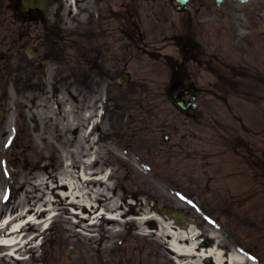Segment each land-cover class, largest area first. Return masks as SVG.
<instances>
[{
  "label": "rangeland",
  "instance_id": "1",
  "mask_svg": "<svg viewBox=\"0 0 264 264\" xmlns=\"http://www.w3.org/2000/svg\"><path fill=\"white\" fill-rule=\"evenodd\" d=\"M163 4L164 0L133 3L134 9L140 8L137 15L142 14V20L135 23L140 31L136 34L141 38H133L131 62L126 67L132 79L128 84H120L122 65L102 77L100 100L87 84L67 79L64 71L62 78L67 81L57 83L61 88L59 94L53 93L50 83H38L29 90L28 81H17L18 65L27 60V53L13 50L0 60V107L8 112L0 121V222L7 216L16 217L37 202L43 204L45 197L55 201L50 210L36 214L38 226L26 225L21 232L25 239L34 236L29 243L36 247H27L23 252L27 258L14 261L3 256L4 250L0 248V264H212L204 254L219 243L223 245L219 251L226 259L236 250L249 264H264V148L258 141L260 136L254 137L243 127L258 128L255 121L264 122V103L237 98L224 103H202L203 118L187 124L163 94L174 69L181 72L179 64L185 79L192 83V62L188 55L182 57L186 42L192 41V13L230 15L236 25L235 15L244 11L242 6L229 3L223 8L196 6L192 11L191 6L190 12L173 13ZM197 37L206 47L211 46L208 33L197 28ZM170 56L172 61L165 62ZM58 62L61 61L52 60L50 67L57 68ZM71 94L77 96L78 103ZM156 95L159 98L155 100ZM38 97L42 99L35 107L34 98ZM38 111L42 114L37 120L41 129L36 131L34 114ZM72 115L70 128L76 122L87 126L84 132L90 140L84 147L93 145L97 160L94 166L97 165L101 178L108 179L107 183L94 182L85 189L100 190L112 197L106 209L121 219L111 224L97 217L91 232L87 230L88 223L69 218L72 206L57 197L58 192L67 189L53 191L40 185V178L47 180L50 175L65 174L64 158L72 161L60 149L61 140L67 138L60 129L61 121H68ZM223 121L225 132L212 133V139L200 127L210 124L218 130ZM90 127L94 128L91 132ZM167 134L169 141L164 140ZM15 158L22 161L17 168L13 167ZM73 163V178L79 179L82 172L93 168L85 161L81 165L76 160ZM89 199L94 204L98 202L95 197ZM162 208L185 213V226L162 214ZM76 209L92 216L102 206L87 213ZM34 213L29 210L16 219L24 222ZM146 216L153 217L142 222L141 218ZM167 223H171L172 232L193 230L198 247L193 257L186 259L172 252L173 239L163 234L168 231ZM45 225L48 228L43 231ZM110 231L111 242L106 249L99 250L98 239ZM87 233L95 234L96 240L83 238ZM190 242L180 245L189 248Z\"/></svg>",
  "mask_w": 264,
  "mask_h": 264
},
{
  "label": "flooded vegetation",
  "instance_id": "2",
  "mask_svg": "<svg viewBox=\"0 0 264 264\" xmlns=\"http://www.w3.org/2000/svg\"><path fill=\"white\" fill-rule=\"evenodd\" d=\"M26 1L5 0L6 4H1L4 0H0V47L4 55L13 50L23 52L28 47L35 52V56L18 65L19 73H23L18 82L28 81L29 90L38 83L45 86L54 82L57 88L53 93L59 94L57 83L67 81L62 78L64 71L67 79L87 84L97 99L101 78L121 65L125 69L131 62L134 23L142 20L133 3L138 5L140 0H73L77 1L78 14L71 21L66 19L72 16V9L66 8L71 0H45L43 8L23 10ZM92 4L93 8L89 6ZM214 4V0L189 1L192 7ZM163 5L174 8L175 1L164 0ZM258 9L261 10L256 13ZM242 10L235 16L237 26L232 16H199V20L212 21L205 32L211 39L207 47L195 40L201 26L192 14V94H196L198 103L231 98L264 103V0H249ZM204 51L203 62L199 59ZM52 60L61 61L55 69L50 67ZM182 90L183 87L177 91ZM71 97L79 102L75 94ZM184 99L188 102L187 97ZM186 113L192 119V111ZM256 134H264V123L259 124ZM258 141L264 148V137Z\"/></svg>",
  "mask_w": 264,
  "mask_h": 264
},
{
  "label": "bare ground",
  "instance_id": "3",
  "mask_svg": "<svg viewBox=\"0 0 264 264\" xmlns=\"http://www.w3.org/2000/svg\"><path fill=\"white\" fill-rule=\"evenodd\" d=\"M69 115H71V111H69L68 113ZM73 119V115L69 118V122L70 120ZM70 125L68 122H66L64 119L61 121L60 124V129L63 131V133L65 132L66 137L67 138H63L61 140L62 143H60V149L62 151V153L68 157V158H78L81 157L83 155V151L84 150H88V154L93 156V159H95V155L96 152L93 150V145H91V143L88 144L89 148L87 149V147L85 148V144L88 143V141L90 140V135H87L86 133H84L83 129L79 128L78 130L76 129H72L70 128ZM89 137V138H87ZM91 161V160H89ZM94 161V160H93ZM92 166H94L95 161L91 162ZM66 171L65 174L63 173L62 176L56 177V175H50L49 178H47V180H42V178H40V185H42L43 188H50L53 191H56L57 189H67V191H60L58 192L60 195H57V197L60 200H66L70 205H73L77 208H80L81 210H83L84 212H88L87 210H93L94 207H97V205L102 206L103 211H110L111 209H106V206L111 204V199L112 197H110L109 195L105 194V193H101L100 190H95V189H91V190H87L85 189L86 186V173L82 172V174H80V178L78 179L76 176H74V178L72 177L73 174V170L71 168H69L68 166L66 167ZM103 177V176H102ZM106 177V176H105ZM103 178V181H105L104 183H107L106 178ZM60 178V179H59ZM49 181H51L52 183H54V186L51 187ZM39 185V184H37ZM85 189V190H84ZM91 197H95L97 199V204H94V202H92L89 198ZM44 201V200H43ZM47 207H45L47 205ZM54 199H51L50 196H48V198L45 197V201L43 204H39L38 202L36 204H34V206L29 207V209H24L18 216H24L26 215V212H28L29 210H34L35 213L31 216L28 217V219L24 222H19L17 221L18 219H16L18 216L16 217H11V216H7L4 218V222L2 225V231L7 230L8 234L6 235V237L4 238H0V242L2 243H7L9 245L11 244H17L19 241V236H16V232L18 230H20L22 228L23 225H26V223L29 222H34L36 225L39 224L38 219H36V214H40L42 215L44 211L46 210H50L51 206L54 205ZM44 206V207H43ZM113 207L115 206L112 205ZM27 210V211H26ZM98 211V210H97ZM96 210L94 211L95 213L97 212ZM90 213V212H89ZM98 215L95 216V218H97ZM114 216H118L117 214ZM52 217V215L50 216V218ZM152 218L153 216H149V217H143L141 219H143L142 222H144V220L146 218ZM94 218V219H95ZM120 219V217H118ZM157 218L158 221L162 222V220L158 217H155V219ZM121 220V219H120ZM119 220V221H120ZM15 222V223H14ZM121 222V221H120ZM41 223V222H40ZM131 225L134 226V223H132ZM171 223H167L166 227H167V233L163 232L164 236H167L169 238L173 239V243H171V250L174 253H177V255L179 256H183L184 258L188 259L190 256L193 257L194 254H196V238L197 236L195 235V233L193 232V230L190 231H186V230H181V231H177V232H172L170 231L171 228ZM46 227V225L44 226ZM93 226L88 228L87 230L94 231L95 229ZM83 238H86L87 241H94L96 240V235L95 234H90V235H85L82 236ZM113 238V232L110 231V233L105 234L104 236L100 237V239H98L99 241V250H104L107 248V245L111 242ZM187 240H190V247L187 248L186 246H181L180 243L181 242H186ZM210 242H208L209 244ZM223 245L221 243L216 245V248L214 249H209L207 254H204L205 257H208L211 259L212 264H249V262L247 261L246 258L243 257V254H241L240 252L234 250L232 252H230V254L227 256V259L224 258V255L221 253V251H219V249L222 247Z\"/></svg>",
  "mask_w": 264,
  "mask_h": 264
},
{
  "label": "water",
  "instance_id": "4",
  "mask_svg": "<svg viewBox=\"0 0 264 264\" xmlns=\"http://www.w3.org/2000/svg\"><path fill=\"white\" fill-rule=\"evenodd\" d=\"M37 0H35V2H36ZM183 2L185 1V0H182ZM221 0H218V2H220ZM175 97V96H174ZM4 116V112H1L0 113V118H2ZM166 212L170 215V216H172L173 218H175V219H178V218H183L182 217V215L180 214V213H173V212H171V211H168V210H166Z\"/></svg>",
  "mask_w": 264,
  "mask_h": 264
}]
</instances>
